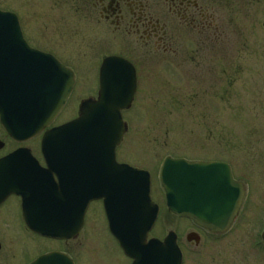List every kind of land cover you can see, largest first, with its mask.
I'll list each match as a JSON object with an SVG mask.
<instances>
[{"label":"rangeland","instance_id":"374dc122","mask_svg":"<svg viewBox=\"0 0 264 264\" xmlns=\"http://www.w3.org/2000/svg\"><path fill=\"white\" fill-rule=\"evenodd\" d=\"M217 4L222 35L202 41L185 28L176 42L178 53L155 54L134 42L123 48L105 45L98 25L83 18L80 0H0V8L19 15L31 45L53 52L78 75L69 117L81 98L95 93L105 55L118 53L137 61L139 90L133 108L126 111L129 131L117 154L153 171V195L160 205L165 207V197L158 177L167 156L233 164L246 195L226 234L201 233L198 243L188 241L187 234L199 231L165 207L152 235L176 231L183 264H264V0ZM102 208L100 202L91 205L80 237L86 241L80 264H128ZM14 231L11 224L0 227L3 235ZM0 240L4 253L18 254L15 239Z\"/></svg>","mask_w":264,"mask_h":264},{"label":"water","instance_id":"95a60500","mask_svg":"<svg viewBox=\"0 0 264 264\" xmlns=\"http://www.w3.org/2000/svg\"><path fill=\"white\" fill-rule=\"evenodd\" d=\"M74 85L70 69L29 46L18 16L0 10V120L8 132L18 138L40 131L64 107ZM136 90L133 64L119 56L107 57L101 67L99 98L85 101L77 119L45 135V153L67 158L82 149L88 158V173L74 167L79 172L76 179L82 177L84 184L82 210L92 200L104 198L110 229L134 259L133 264H182L183 253L174 231L164 241H147L159 215L151 196L150 173L116 163V148L127 130L122 110L131 107ZM62 163L67 169L72 164ZM101 163L114 166L105 168ZM160 180L170 211L219 233L229 229L245 194L243 183L234 179L231 166L223 162L169 157ZM71 186L67 178L51 191L49 204L56 197L55 204L50 208L42 205L41 214L30 222L35 231L57 238L78 233L80 227L71 222L80 206L70 197ZM188 239L199 242L200 236L190 233Z\"/></svg>","mask_w":264,"mask_h":264},{"label":"flooded vegetation","instance_id":"af4514ba","mask_svg":"<svg viewBox=\"0 0 264 264\" xmlns=\"http://www.w3.org/2000/svg\"><path fill=\"white\" fill-rule=\"evenodd\" d=\"M236 0H232L233 2ZM83 7V18L91 19L101 29L103 43L119 44L125 47L131 42L138 44L143 50L176 54L175 48L180 32L184 29L191 31L199 40H212L215 35H222L218 25V0H80ZM232 5V4H231ZM108 37V38H105ZM132 38V39H131ZM108 40V41H107ZM195 41V40H194ZM126 49V48H125ZM129 58V57H128ZM136 66L140 80V66L137 61L129 58ZM77 88V86H76ZM76 90V89H75ZM99 88L86 98L97 97ZM73 96V95H72ZM78 101L76 113L67 115L68 105L59 117L37 135L13 139L0 125V161L6 174L16 173L17 183L21 193H11L0 199V227L2 223L15 226L10 235L0 234V239H15L18 243L17 252L10 255L5 252L0 240V264H30L39 257L59 252L64 257L56 258L53 264H80V257L84 252L86 241L80 240L88 222L89 209L81 213L82 229L76 238L57 240L41 236L33 232L26 224L34 212H26L35 204V194L44 192V200L50 199L47 195L52 185L58 182L56 166L48 165L42 151L43 136L52 127L75 118L79 113L81 102ZM15 160L16 162L12 161ZM119 162H128L117 158ZM133 164L131 162H128ZM82 167L84 165L82 164ZM88 167V164H86ZM7 185L15 184L14 179L7 178ZM86 240V239H85ZM86 247V246H85ZM51 264V263H50Z\"/></svg>","mask_w":264,"mask_h":264}]
</instances>
